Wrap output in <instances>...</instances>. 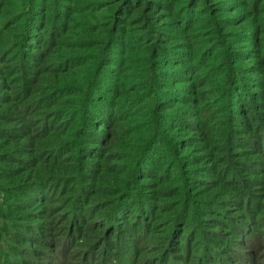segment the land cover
<instances>
[{
  "label": "trees",
  "instance_id": "16d2710c",
  "mask_svg": "<svg viewBox=\"0 0 264 264\" xmlns=\"http://www.w3.org/2000/svg\"><path fill=\"white\" fill-rule=\"evenodd\" d=\"M0 195V264H264V0H0Z\"/></svg>",
  "mask_w": 264,
  "mask_h": 264
},
{
  "label": "rangeland",
  "instance_id": "374dc122",
  "mask_svg": "<svg viewBox=\"0 0 264 264\" xmlns=\"http://www.w3.org/2000/svg\"><path fill=\"white\" fill-rule=\"evenodd\" d=\"M16 200L15 198H6L5 196H2L0 195V209L2 210V213L3 215L1 216L0 215V224L2 223L3 225L5 223L10 224L11 222L9 221L8 216L6 213H4V211H7V213H10L9 209L10 207L8 208V205L12 202ZM59 204V203H57ZM51 204H48V203H40V202H37L36 204H33V206L30 208L32 210H36V212H40V213H43L44 217L42 219V221H47L46 217H47V214H48V208L50 207ZM58 206V205H57ZM47 209V210H46ZM47 214H46V213ZM22 214V212H16L15 214L13 213L12 215H20ZM10 217V216H9ZM38 220H32L33 223H36ZM3 237H4V232L1 234ZM32 237H34V235L32 234ZM22 246H25V247H37V246H34L33 243H30V242H27L26 244H21ZM46 249H49V248H41L42 251L44 252H49L48 250ZM62 261L63 262H67V263H70V260L69 259H65V258H62Z\"/></svg>",
  "mask_w": 264,
  "mask_h": 264
}]
</instances>
